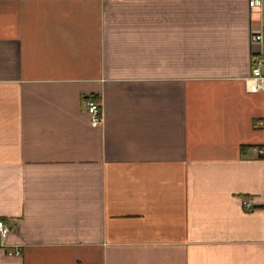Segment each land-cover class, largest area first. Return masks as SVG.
I'll use <instances>...</instances> for the list:
<instances>
[{"label":"crops","instance_id":"0c3cea01","mask_svg":"<svg viewBox=\"0 0 264 264\" xmlns=\"http://www.w3.org/2000/svg\"><path fill=\"white\" fill-rule=\"evenodd\" d=\"M263 27L248 0H0V264H264Z\"/></svg>","mask_w":264,"mask_h":264},{"label":"built area","instance_id":"2783aa9c","mask_svg":"<svg viewBox=\"0 0 264 264\" xmlns=\"http://www.w3.org/2000/svg\"><path fill=\"white\" fill-rule=\"evenodd\" d=\"M251 7H259L263 9L264 12V0H248ZM252 40L254 42H259L262 44V49L257 52L253 57V65L251 68V77L248 83V88L250 90H264V27L262 30L255 31L252 35ZM85 104L87 110L91 114L92 123L94 125H99L103 122L104 113L102 103L95 99L93 96H88L85 98ZM257 125L264 126V120L257 121ZM264 152V149L261 150ZM247 207L252 206L249 202L246 203ZM12 226L7 223L4 219L0 218V236L5 239L11 232ZM3 246L7 247V253L10 255H21L23 253V248L21 245L9 246L2 243Z\"/></svg>","mask_w":264,"mask_h":264}]
</instances>
